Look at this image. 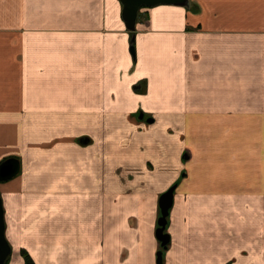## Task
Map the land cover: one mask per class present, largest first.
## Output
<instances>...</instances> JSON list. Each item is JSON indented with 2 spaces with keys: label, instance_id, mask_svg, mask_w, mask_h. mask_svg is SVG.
Instances as JSON below:
<instances>
[{
  "label": "crops",
  "instance_id": "1",
  "mask_svg": "<svg viewBox=\"0 0 264 264\" xmlns=\"http://www.w3.org/2000/svg\"><path fill=\"white\" fill-rule=\"evenodd\" d=\"M122 8L0 0L7 264H264V0Z\"/></svg>",
  "mask_w": 264,
  "mask_h": 264
},
{
  "label": "water",
  "instance_id": "2",
  "mask_svg": "<svg viewBox=\"0 0 264 264\" xmlns=\"http://www.w3.org/2000/svg\"><path fill=\"white\" fill-rule=\"evenodd\" d=\"M122 3V17L125 21L126 27L134 32L136 31L137 20L139 12L143 7H154L158 5H176L187 6L190 0H120ZM135 37H132L131 52L135 55L134 46ZM140 117H144L143 113H140ZM152 119H149L151 121ZM19 173V162L15 159H9L0 166V180L10 179ZM176 184L172 185L166 190L160 197L161 216L158 220V228L156 230V236L161 241V245L166 248L170 242V234L166 232L168 224V216L170 208L173 204L174 191ZM12 249L5 235V221H4V208L2 204V198L0 195V264H4L10 256ZM163 260V250L157 253V262L161 264Z\"/></svg>",
  "mask_w": 264,
  "mask_h": 264
},
{
  "label": "trees",
  "instance_id": "3",
  "mask_svg": "<svg viewBox=\"0 0 264 264\" xmlns=\"http://www.w3.org/2000/svg\"><path fill=\"white\" fill-rule=\"evenodd\" d=\"M23 255L25 257V263L24 264H35L33 259L31 258V256L26 251L23 252ZM7 263H8V259H7V261L4 264H7Z\"/></svg>",
  "mask_w": 264,
  "mask_h": 264
}]
</instances>
